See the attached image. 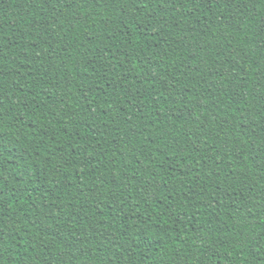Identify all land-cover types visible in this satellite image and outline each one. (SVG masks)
<instances>
[{
  "label": "trees",
  "instance_id": "trees-1",
  "mask_svg": "<svg viewBox=\"0 0 264 264\" xmlns=\"http://www.w3.org/2000/svg\"><path fill=\"white\" fill-rule=\"evenodd\" d=\"M0 264H264V0H0Z\"/></svg>",
  "mask_w": 264,
  "mask_h": 264
}]
</instances>
